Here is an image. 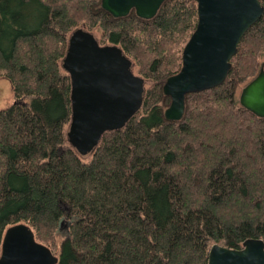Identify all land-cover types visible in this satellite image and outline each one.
I'll list each match as a JSON object with an SVG mask.
<instances>
[{"label": "trees", "instance_id": "trees-1", "mask_svg": "<svg viewBox=\"0 0 264 264\" xmlns=\"http://www.w3.org/2000/svg\"><path fill=\"white\" fill-rule=\"evenodd\" d=\"M100 1L0 0V78L13 92L0 110V247L23 222L54 252L63 220L56 264H207L214 243L264 240V118L237 96L264 67V11L225 80L187 94L183 118L169 121L162 85L181 67L196 1L166 0L149 20L113 18ZM80 27L119 46L145 81L140 110L86 156L67 141L61 67Z\"/></svg>", "mask_w": 264, "mask_h": 264}, {"label": "water", "instance_id": "water-1", "mask_svg": "<svg viewBox=\"0 0 264 264\" xmlns=\"http://www.w3.org/2000/svg\"><path fill=\"white\" fill-rule=\"evenodd\" d=\"M166 0H101L100 7L113 18L131 13L149 20ZM197 22L182 49L179 71L166 78L162 91L170 99L164 110L169 121H180L186 95L220 85L231 68V58L247 31L263 14L258 0H195ZM61 67L70 80V121L67 141L81 156L90 154L103 134L123 128L140 110L144 79L132 70L131 60L115 44H100L80 27L67 40ZM238 103L264 118V67L240 90ZM51 249L36 241L29 225L6 228L0 247V264H56ZM207 264H264V240L247 238L240 248L214 243Z\"/></svg>", "mask_w": 264, "mask_h": 264}, {"label": "rangeland", "instance_id": "rangeland-1", "mask_svg": "<svg viewBox=\"0 0 264 264\" xmlns=\"http://www.w3.org/2000/svg\"><path fill=\"white\" fill-rule=\"evenodd\" d=\"M94 35L96 36V38L98 39V41H99V39H100V32L99 31H94ZM100 42V41H99ZM105 44H107V43H105ZM104 45V44H103ZM133 72L135 73V74H137V72H136V69L134 68L133 69ZM138 75V74H137ZM256 75V74H255ZM254 75V76H255ZM253 76V77H254ZM252 77V78H253ZM251 78V79H252ZM250 80V79H249ZM248 80V81H249ZM248 81H246V82H244V83H242V84H240L239 86H238V89H237V96L239 95V92H240V90H241V88L248 82ZM147 84H146V86H148V82H146ZM13 102V92H12V87H11V84L9 83V81L8 80H5V79H1L0 78V110L1 109H4V108H6V107H8L11 103ZM65 221L63 220L61 223H60V227H59V229H58V232H59V235L56 237V239H55V241H56V244H57V246L56 247H54V254L55 255H57V250H56V248L58 247V245H59V243H60V241L63 239V236H64V234L66 233V228H65Z\"/></svg>", "mask_w": 264, "mask_h": 264}]
</instances>
